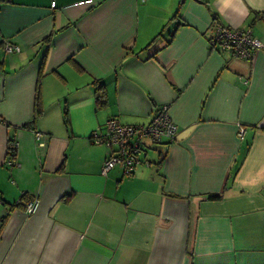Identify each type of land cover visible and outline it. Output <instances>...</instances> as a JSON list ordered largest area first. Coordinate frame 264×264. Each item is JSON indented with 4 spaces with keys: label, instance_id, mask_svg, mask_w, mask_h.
<instances>
[{
    "label": "crops",
    "instance_id": "obj_1",
    "mask_svg": "<svg viewBox=\"0 0 264 264\" xmlns=\"http://www.w3.org/2000/svg\"><path fill=\"white\" fill-rule=\"evenodd\" d=\"M164 106L176 141L103 176L92 136ZM0 264H264V0H0Z\"/></svg>",
    "mask_w": 264,
    "mask_h": 264
},
{
    "label": "built area",
    "instance_id": "obj_2",
    "mask_svg": "<svg viewBox=\"0 0 264 264\" xmlns=\"http://www.w3.org/2000/svg\"><path fill=\"white\" fill-rule=\"evenodd\" d=\"M211 45L220 52L230 53L237 59L248 61L253 60L257 52L263 48V44L252 35L250 30H236L227 26L218 27L215 36L211 39ZM6 51L14 53L20 52V49L7 45ZM243 134L244 129L240 127L239 135ZM177 135L178 127L170 118L168 108L164 106L158 111L152 123L147 126H124L119 120L113 119L108 122L105 134H94L92 139L98 145L116 147V150L104 162L103 176H107L115 166L123 167L126 174L131 175L140 163V155L147 148L146 141L150 142L148 148L154 149L161 146L163 140H167L168 144L175 142ZM8 154V164L13 166L14 157L17 154L15 141H10ZM39 204L38 199L28 202L25 206L26 214H35Z\"/></svg>",
    "mask_w": 264,
    "mask_h": 264
},
{
    "label": "trees",
    "instance_id": "obj_3",
    "mask_svg": "<svg viewBox=\"0 0 264 264\" xmlns=\"http://www.w3.org/2000/svg\"><path fill=\"white\" fill-rule=\"evenodd\" d=\"M97 102L100 106L106 105V96H105V91H104L103 85H100V87L98 89ZM42 112L43 111H42V108H41L40 103H39V95H38L37 103H36V109H35V113H34V120L37 119L38 117H40L42 115ZM210 199L211 200H217V199H219V196H212ZM26 204L24 205V210H25ZM20 205H22V204H19V206Z\"/></svg>",
    "mask_w": 264,
    "mask_h": 264
},
{
    "label": "water",
    "instance_id": "obj_4",
    "mask_svg": "<svg viewBox=\"0 0 264 264\" xmlns=\"http://www.w3.org/2000/svg\"><path fill=\"white\" fill-rule=\"evenodd\" d=\"M182 2H184L185 0H181ZM197 1H199V0H197Z\"/></svg>",
    "mask_w": 264,
    "mask_h": 264
}]
</instances>
